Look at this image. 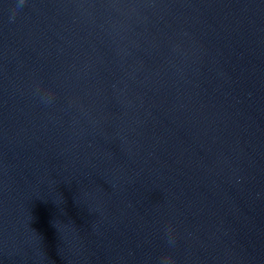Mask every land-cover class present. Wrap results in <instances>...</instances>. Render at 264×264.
I'll return each mask as SVG.
<instances>
[{
    "label": "clouds",
    "instance_id": "1",
    "mask_svg": "<svg viewBox=\"0 0 264 264\" xmlns=\"http://www.w3.org/2000/svg\"><path fill=\"white\" fill-rule=\"evenodd\" d=\"M23 2V0H21V3ZM48 99H49V102L51 100V94H48ZM162 261H163V264H173V260H172V257L170 255H164L162 257Z\"/></svg>",
    "mask_w": 264,
    "mask_h": 264
}]
</instances>
